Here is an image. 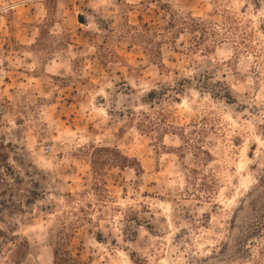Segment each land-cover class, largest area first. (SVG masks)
<instances>
[{
    "label": "rangeland",
    "instance_id": "rangeland-1",
    "mask_svg": "<svg viewBox=\"0 0 264 264\" xmlns=\"http://www.w3.org/2000/svg\"><path fill=\"white\" fill-rule=\"evenodd\" d=\"M59 236L78 264L264 260V0H0V264Z\"/></svg>",
    "mask_w": 264,
    "mask_h": 264
},
{
    "label": "trees",
    "instance_id": "trees-1",
    "mask_svg": "<svg viewBox=\"0 0 264 264\" xmlns=\"http://www.w3.org/2000/svg\"><path fill=\"white\" fill-rule=\"evenodd\" d=\"M143 114V113H142ZM183 134H181L182 136ZM94 150L96 151L98 157H100V154L102 151H109L108 147H95ZM208 154V152H207ZM127 158L123 157L122 160H112V163L115 164L113 166H130L134 169L133 165L126 164ZM121 161V162H120ZM91 165L93 167V171L95 174H97L98 171H100V168L98 167V164L91 162ZM68 239L67 237L59 236L57 240L52 241L51 243V252H52V264H78L79 260L73 256L71 251L67 248ZM253 264H264V260H258L255 261Z\"/></svg>",
    "mask_w": 264,
    "mask_h": 264
},
{
    "label": "water",
    "instance_id": "water-1",
    "mask_svg": "<svg viewBox=\"0 0 264 264\" xmlns=\"http://www.w3.org/2000/svg\"><path fill=\"white\" fill-rule=\"evenodd\" d=\"M79 21L80 22H83V17H79Z\"/></svg>",
    "mask_w": 264,
    "mask_h": 264
}]
</instances>
